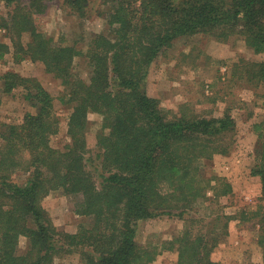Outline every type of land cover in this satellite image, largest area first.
Listing matches in <instances>:
<instances>
[{"label": "trees", "instance_id": "obj_1", "mask_svg": "<svg viewBox=\"0 0 264 264\" xmlns=\"http://www.w3.org/2000/svg\"><path fill=\"white\" fill-rule=\"evenodd\" d=\"M66 1L80 14L87 0ZM109 1V33L93 36L79 51L37 30L34 15L45 13L47 0H0L8 9L0 15V29L9 34L15 58L39 61L61 79L62 102L71 108L70 143L62 151L51 145L59 121L50 93L33 78L2 76L1 93L21 87L36 111L0 133V264H53L61 251L78 252L82 264H151L164 249L176 251V264H220L211 254L227 233L226 217L206 232L193 230L188 218L190 225L160 249L139 245L136 230L153 215L183 218L204 206L210 189L215 199L231 192L230 185L218 187L220 179H204L200 171L204 160L226 153L236 121L228 112L220 118L188 115L186 107L174 113L146 93L145 82L152 63L180 37L226 41L238 35L256 54L264 52V0ZM10 49L0 42V60ZM79 56L91 67L88 82L73 73ZM248 67L250 78L264 89V61ZM90 111L103 120L96 138L100 162L94 168L99 186L85 159ZM18 170L29 174L24 185L12 181ZM251 175L260 179L264 199V141ZM52 191L79 197L75 213L92 223L73 234L58 231L42 207ZM254 214L264 264V203ZM21 237L27 243L22 254Z\"/></svg>", "mask_w": 264, "mask_h": 264}, {"label": "rangeland", "instance_id": "obj_2", "mask_svg": "<svg viewBox=\"0 0 264 264\" xmlns=\"http://www.w3.org/2000/svg\"><path fill=\"white\" fill-rule=\"evenodd\" d=\"M109 0H87L82 13L72 10L66 0H47L44 14L34 15V24L39 32L57 44L73 45L79 51L97 34H108L107 14L111 10ZM7 8L0 4V15H6ZM23 36V43L28 41ZM63 40V41H61ZM0 42L10 46V52L0 60V133L11 124L20 123L26 113L36 109L24 99L21 87L11 94H2V76L14 72L38 81L51 95L54 115L58 118V132L51 137L53 148L66 150L70 143L67 133L71 108L62 102L65 87L61 79L46 71L43 63L29 58L17 60L9 34L0 29ZM264 61V52L256 54L242 37L235 35L226 41L212 36L200 35L180 37L174 41L167 54L153 63L145 82L146 93L160 100L161 106L179 113L186 107L188 115L205 118H220L228 112L236 121V130L226 153L216 154L204 160L201 176L204 179L216 177L218 187L230 185L228 195L215 199L213 190L207 191L204 206L199 205L181 218L177 214L161 215L138 222L136 241L141 246H157L171 241L183 231L193 218V230L209 231L213 226L228 222L226 235L211 254V260L220 264H263L262 248L258 244L259 223L255 212L264 203L261 182L251 175L254 158L264 141V89L249 76V63ZM77 77L88 82L91 67L84 56L74 61ZM102 117L97 112L88 113L86 141L89 152L85 159L89 170L94 173L96 185L101 178L94 170L99 165L96 158V138L102 127ZM2 139L0 136V146ZM29 174L18 170L12 181L24 185ZM212 184H215L213 180ZM79 197L52 191L42 201V207L58 231L73 234L80 225H89L91 218L75 213V202ZM214 200V201H213ZM190 216V217H189ZM228 217V219H227ZM187 221V222H186ZM167 246V245H166ZM26 238L18 244L20 254L26 251ZM175 250L164 249L151 264H176ZM53 264H82L78 252L61 251Z\"/></svg>", "mask_w": 264, "mask_h": 264}]
</instances>
